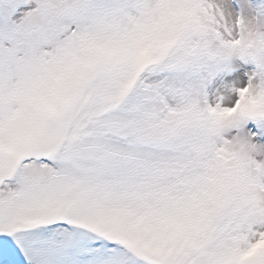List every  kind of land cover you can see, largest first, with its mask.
<instances>
[{"label": "snow or ice", "instance_id": "6c2138e0", "mask_svg": "<svg viewBox=\"0 0 264 264\" xmlns=\"http://www.w3.org/2000/svg\"><path fill=\"white\" fill-rule=\"evenodd\" d=\"M0 264H264V0H0Z\"/></svg>", "mask_w": 264, "mask_h": 264}]
</instances>
